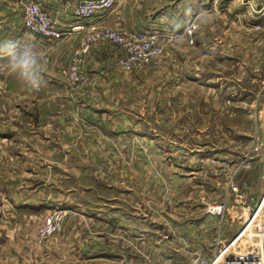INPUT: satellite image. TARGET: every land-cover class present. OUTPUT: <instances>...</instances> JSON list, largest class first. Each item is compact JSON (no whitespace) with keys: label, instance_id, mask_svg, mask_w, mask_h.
Segmentation results:
<instances>
[{"label":"rangeland","instance_id":"374dc122","mask_svg":"<svg viewBox=\"0 0 264 264\" xmlns=\"http://www.w3.org/2000/svg\"><path fill=\"white\" fill-rule=\"evenodd\" d=\"M84 1L0 0V41L27 42L31 34L24 15L30 2L40 4L56 28L65 27L63 38L71 40L64 56L55 53L52 74L64 64L59 72L65 79L50 87L54 100L36 101L34 91H41L42 83L38 91L28 87L9 72L10 57L0 55V139L25 142L21 153L26 156L19 157L16 146L7 160L0 150V264H195L198 255L212 262L220 252L221 260L226 258L233 228L246 216L242 202L258 200L264 192V60L257 59L253 36L264 27L255 29L252 18L264 0H234L237 5L232 0H117L113 16L135 29H116H150L164 49L154 64L135 72L120 66L117 46V65L104 48H96L104 42H91L84 51L93 32L73 30L84 21L57 22L67 17L71 23ZM228 10L241 14L224 15ZM207 14L220 26L231 22L232 47L214 59L198 55L196 69L193 48L179 44L184 36L194 44L198 26L193 21L204 22ZM189 26L193 34L183 36ZM77 32L82 34L72 38ZM38 51L49 54L46 48ZM75 64L80 70L72 75ZM41 69L52 71L47 61H41ZM96 75L135 78L114 86ZM102 88L117 90L111 111L83 110L77 93ZM30 105L52 110L49 120H38V126L28 120ZM243 186L248 197H241ZM210 205L223 210L212 214ZM263 229L264 211L247 236L248 250L264 252V237L257 236Z\"/></svg>","mask_w":264,"mask_h":264},{"label":"built area","instance_id":"2783aa9c","mask_svg":"<svg viewBox=\"0 0 264 264\" xmlns=\"http://www.w3.org/2000/svg\"><path fill=\"white\" fill-rule=\"evenodd\" d=\"M117 0H86L79 4L75 9V15L78 19L86 21V25L78 26L73 30L86 29L93 32L85 45L84 51L89 49L92 43H110L117 46L122 56L119 60L120 66L126 72H135L155 63L162 55L163 47L153 36L150 29H142L133 33H125L108 25V19ZM255 21L253 27L260 30L264 27V8L255 12L252 16ZM51 17L46 13L40 4L30 2L24 15V25L32 34H43L54 40H60L65 35L53 25ZM188 35L193 34V27L189 26L186 30ZM72 75L78 74L79 64L72 66ZM67 70L63 72L67 75ZM256 151L260 150L259 146L255 147ZM245 167V166H244ZM242 197V196H241ZM248 197V195H247ZM244 213L246 214L244 222L236 229L234 236L227 242L224 249L227 257L221 260L220 253L216 254L212 262L198 255L197 264H260L262 248L257 250H248V238L251 228L262 215L264 211V193L261 197L253 202H242ZM221 205H210L208 212L216 214V211H222ZM257 236L264 237V229ZM246 248L245 251H242ZM258 252V253H257ZM260 252V253H259Z\"/></svg>","mask_w":264,"mask_h":264},{"label":"crops","instance_id":"0c3cea01","mask_svg":"<svg viewBox=\"0 0 264 264\" xmlns=\"http://www.w3.org/2000/svg\"><path fill=\"white\" fill-rule=\"evenodd\" d=\"M45 1L53 2L55 0H45ZM62 1L76 2L78 0H62ZM231 2L236 3V5H237V2L234 0H232ZM229 11H232L230 13H232L233 15H236L237 17H239V15L241 14V11H236V10L223 11V14L227 15V13ZM113 15H115L114 11H113V13H111V15L108 19V25L109 26H111L113 28H118V29L130 28V27L122 26L121 22L120 23L117 22V19L120 20V17L116 18ZM213 16H214V14H207L208 19H206L204 22H203V20H200V21L194 20L193 21L194 22L193 26L196 27L195 24H197V26H198V29L195 31L194 37H193L194 38V44H190L187 36H184V35H187V33L185 32V29L183 32V36L185 37L184 44L182 42L179 44L180 46L185 45V48H188V47L193 48V67H196V69H199V66H201V63L199 64V62H198L199 61L198 55L202 54V57H205V59H214L215 57L219 56L220 54H224L225 51L230 50L232 47L229 34H230V30L234 26L231 25L230 21L225 22L220 26L219 24H217V20L215 18H213ZM4 19H6L5 16H4ZM55 19L57 21V17ZM69 19L67 17L64 18L63 22L65 24L63 22H60V21H57V22L60 23V26H61V24L63 26L64 25L70 26L71 24L72 25L78 24L75 21V19H78V18L74 15V12H72V16H71V20H70V21H72L71 23H68ZM239 19L243 23V26L245 27L244 20L242 18H239ZM84 22L86 23V21H84ZM193 26H191V27H193ZM0 27H2L1 24H0ZM64 29L66 30L65 27L61 28V30H64ZM130 29H135V28H130ZM246 29L251 31L247 27H246ZM79 33L82 34V32H77L76 35L73 36L72 38H79V35H78ZM30 34L33 36H31ZM30 34H27V35H30L27 42L35 43L37 51H38L39 47L46 48L48 50L49 54L48 55H41L40 60L43 63L45 61H47L49 63V68L52 70V71L47 70L46 72H42V70H41L40 75L43 77V80L41 81L43 89H41V91H39V92L34 91V97L33 98L35 100L37 99V97H40L44 100H51V99L54 100L55 94L52 92V89H50V87L54 83H60L61 81H63L65 79L64 78L65 76L63 77L60 73L61 69L63 67H65L64 64H59V71L60 72L58 71V74H56V75L52 74L53 68H54V63H55V53L60 51V52H62L61 55L64 56V54H66V51L64 52L63 47L68 48V45L66 43H69L71 40H66L64 38H62L60 40H54V39H48V38L41 39V38H39V36L34 37V35H36V34H32V33H30ZM253 34H254L253 36L258 41L257 42L258 44L256 46V48L258 47L256 50V55H258L259 58H257V59L262 61V60H264V52H262V50H261L262 45H263V49H264V32H257V33L254 32ZM249 36L250 35L248 34L247 39ZM171 38H173V37L171 36ZM97 47H99V49L104 48L103 52H105V57L108 59H111V58L115 59V65H117L116 59L118 57V55H117L118 49L116 46L109 44V43H102V44H99L98 46H96V48ZM175 49L177 50V46H175ZM178 49H180V47ZM243 50H245V47ZM0 55H2V54L0 53ZM181 56H183V54ZM56 64H57V62H56ZM46 66L48 67V64H46ZM96 77H97L99 82H102V81L103 82H109L110 84H113L114 86H117V84L119 82L128 83L129 80L135 78L134 76H128V75H126V76H119V75L118 76L117 75H106V76L101 75L100 76V75H96ZM209 81H210V79L206 80V82H209ZM141 82H143V81H141ZM127 86H129V85H127ZM2 87H3V82L0 80V107H2V104L4 103V101L2 100V99H4V91H2ZM242 92L244 93V90H242ZM116 93H117V90H112V89L105 90L102 88V89L94 90L91 92H83V93H77V94L82 96L81 101H82V104L84 107L83 110H86L87 108H94L97 114L98 113L104 114V113H108L111 111L112 104L114 105L115 101L117 99ZM63 94H65L67 97L69 95L68 92H63ZM91 94H93V96H94V98H93L94 102L93 103L87 101ZM15 95H17L19 97L21 96L20 93H15ZM242 97L245 98L244 94L242 95ZM69 98H71V97H69ZM35 100L31 101L30 104H34ZM50 105H52V104H48V106H50ZM26 109H28V111H29L27 114V119L30 121L33 120L37 124V126L41 124V123H39L40 120H42V121L45 120L47 122L51 116V113L53 112L52 110H48V109L41 111L38 109L37 106L33 107L32 105H30ZM81 109H82V106L77 109L78 112L81 111ZM221 110H223V111H221L220 113H221V115H223L224 109L221 108ZM13 111H15V110H13ZM62 112L65 115H68V111H64V109H62ZM71 114H72L71 111H69V115H71ZM19 115H21V114H19ZM29 124H31V123H29ZM14 125L20 126V124H16V123H14ZM81 125L82 124H79V128H77V129L83 131L81 128ZM43 127L46 131L48 130V125L44 124ZM100 127H102V126H100ZM17 132L18 131H16L15 133L17 134ZM16 146H17V148L20 147V151L18 152V156L26 159V156H24L21 153V150H23L25 147V142H18V141L16 142L15 140L10 139L9 137H3L0 139V150L3 151L1 156L6 157L7 160L9 159L8 157L13 158L14 153L11 151L14 148H16ZM4 148H7V151L10 152L9 155H8V152L3 150ZM243 189H244L243 190L244 193L241 196L247 197V195H249L250 192H248V190L244 186H243ZM263 193L264 192H262L260 195H262ZM259 197H261V196H259ZM253 201H256V200H250L247 202H253ZM226 223H228L229 225L231 224V226L234 227V224L230 223L229 220H227ZM206 224H207V222H206ZM233 229H234V231H233V234H234L237 227L233 228ZM211 231H212V229L209 230V232H210L209 236L210 237H212ZM204 237H205V241L208 243V241H207V239H208V227L205 229ZM194 262H195V264H197L196 258L194 259Z\"/></svg>","mask_w":264,"mask_h":264},{"label":"clouds","instance_id":"9594fccd","mask_svg":"<svg viewBox=\"0 0 264 264\" xmlns=\"http://www.w3.org/2000/svg\"><path fill=\"white\" fill-rule=\"evenodd\" d=\"M20 40L0 41V53L10 57L7 63L9 72L18 80L24 82L33 90H39L43 77L41 73V61L39 52L33 42H20ZM20 47L17 53L15 49ZM260 264H264V252L261 253Z\"/></svg>","mask_w":264,"mask_h":264}]
</instances>
